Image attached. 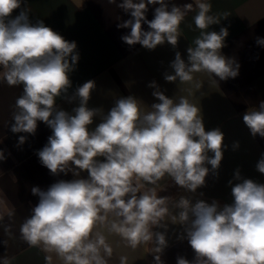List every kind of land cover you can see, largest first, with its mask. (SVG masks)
<instances>
[{
    "label": "clouds",
    "instance_id": "obj_1",
    "mask_svg": "<svg viewBox=\"0 0 264 264\" xmlns=\"http://www.w3.org/2000/svg\"><path fill=\"white\" fill-rule=\"evenodd\" d=\"M195 2L194 23L200 34L187 49V63L176 52L170 65L174 74L165 73V81L192 84L194 74L200 72L220 81L235 79L240 65L221 54L228 29L209 31L221 20L210 14L209 0ZM149 5H159L151 21L145 15ZM20 7L21 0H0L2 76L8 85L23 89L15 101L11 131L35 135L37 122L45 123L52 135L37 153L41 164L52 175L88 174L87 179L60 180L47 191L33 187L31 192L39 203L21 224V238L48 254L46 264H52L53 253L62 264H108L113 249L99 230L104 227L132 249L154 244L155 264H163L166 235L153 229L166 231L165 218L171 217L184 226L179 238H186L195 253L193 261L177 257V264H264V184L241 177L237 170V182H228L233 203L223 207L215 200L193 203L184 196L178 200L158 196L155 186L165 176L195 193L209 175L205 165L214 174L220 167L224 135L219 128L205 130L201 108L187 96L167 97L152 82L148 86L155 89L152 94L159 102L150 109L145 111L141 101L128 96L116 99L105 114L103 108L88 107L96 89V82L89 80L67 97L69 103L78 101V106L71 112L60 109L57 99L67 96L72 86L69 74L79 61L77 44L42 21L31 24L27 11L8 19ZM117 7L131 16L117 25L130 29L122 41L148 50L165 42L175 48L180 25L193 11L192 3L169 8L167 0H122ZM222 15L226 19L229 13ZM143 24L150 30L144 31ZM257 43L264 45V39L257 38ZM194 87L200 89L202 84L196 81ZM97 117L100 123L93 129ZM243 122L253 137L264 138V101L258 109H249ZM24 143L25 137L20 136L19 144ZM4 159L0 151V161ZM256 168L264 174V157ZM2 264L11 261L5 257ZM120 264H127L126 256L120 257Z\"/></svg>",
    "mask_w": 264,
    "mask_h": 264
},
{
    "label": "crops",
    "instance_id": "obj_2",
    "mask_svg": "<svg viewBox=\"0 0 264 264\" xmlns=\"http://www.w3.org/2000/svg\"><path fill=\"white\" fill-rule=\"evenodd\" d=\"M122 0L110 3L109 0H21V7L16 9L8 19H14L21 11H27L31 24L42 21L46 27L77 44L76 53L79 61L75 70L69 74L72 86L67 96L57 99V106L71 112L78 106V101L69 103L76 89L83 83L94 80L96 89L91 93L89 108H103L104 113L114 106L116 99L133 96L143 103L145 111L158 103L154 96L155 89L148 85L155 82L159 89L169 98L179 99L187 96L201 108L205 130L219 128L223 135V158L217 173L210 165L205 186L195 193L187 192L175 184L168 176L157 185L158 196L178 200L181 196L204 200L211 204L217 201L221 207L233 203L229 181L235 184L234 174L239 170L241 177L264 184V174L257 171L258 161L264 157V138L253 137L243 122V115L264 101V45L257 43V38L264 39V0H209L212 5L210 14L219 16L220 23L209 27V31L219 32L227 28L229 35L224 41L221 54L235 59L240 65L239 75L220 81L206 72L194 74L192 84L165 81V73L174 74L171 63L176 52H180L187 63V49L199 36L194 23L195 0H167L169 8L173 4L183 6L193 4L180 25V38L175 48L165 42L154 50H148L139 44L129 46L121 37L130 33V29L118 28L131 16L117 7ZM149 5L146 19L154 18L155 7ZM229 13L224 19L223 13ZM149 31L147 24L142 25ZM0 68V151L5 159L0 161V264L3 258H9L11 264H46L45 256L38 247L29 246L20 234V226L32 215V209L39 203V197L31 192L33 187L43 191L54 183L77 178L87 179L86 172L76 177L72 172L52 175L44 167L37 155L47 144L52 130L43 122H37L35 135L13 133L11 127L15 101L22 95V86H10L2 76ZM216 80L217 83L214 81ZM199 81L200 89L194 87ZM191 90V95H189ZM100 123L94 119L93 129ZM25 137V143L19 144V137ZM238 144L239 147H234ZM211 157L213 154L208 153ZM102 159V158H100ZM152 187V185H148ZM174 214L176 210H173ZM167 230L155 228L153 231L164 232L168 246L161 255L163 264H177V257L193 261L195 253L184 235V226L171 217L165 218ZM7 229V231H6ZM111 245L113 252L108 264H120V257H127V264H155L151 249L154 244H142L135 249L127 246L117 235L108 233L101 227ZM6 241V244L4 243ZM52 264H62L53 253Z\"/></svg>",
    "mask_w": 264,
    "mask_h": 264
}]
</instances>
